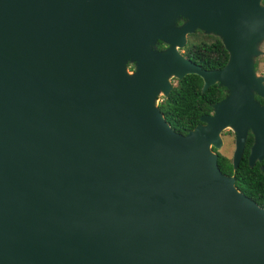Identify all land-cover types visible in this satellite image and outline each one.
Here are the masks:
<instances>
[{
	"label": "water",
	"instance_id": "obj_1",
	"mask_svg": "<svg viewBox=\"0 0 264 264\" xmlns=\"http://www.w3.org/2000/svg\"><path fill=\"white\" fill-rule=\"evenodd\" d=\"M195 30L222 67L182 54ZM263 41L262 0H0V264H264L215 151L264 157ZM186 74L224 95L182 134L158 104Z\"/></svg>",
	"mask_w": 264,
	"mask_h": 264
},
{
	"label": "trees",
	"instance_id": "obj_2",
	"mask_svg": "<svg viewBox=\"0 0 264 264\" xmlns=\"http://www.w3.org/2000/svg\"><path fill=\"white\" fill-rule=\"evenodd\" d=\"M264 2V0H262ZM158 47H162L159 42ZM181 51L184 56L201 65L205 69L222 67L227 59V51L220 39L200 30L188 34L186 44ZM174 84L169 93L159 101V109L166 121L179 133H186L198 122L203 114L210 113L212 104L223 97L224 88L214 83L204 91L202 80L196 74H186L181 79H173ZM256 99H262L255 96ZM252 135H247L242 156L233 170L231 159L217 152V165L221 172L233 174L235 185L259 206L264 207V157L250 166L247 161Z\"/></svg>",
	"mask_w": 264,
	"mask_h": 264
},
{
	"label": "rangeland",
	"instance_id": "obj_3",
	"mask_svg": "<svg viewBox=\"0 0 264 264\" xmlns=\"http://www.w3.org/2000/svg\"><path fill=\"white\" fill-rule=\"evenodd\" d=\"M260 47L262 50H264V41L261 43ZM254 67L258 74L264 75V54H258L254 58ZM174 82V80H173ZM162 97L159 99L161 100ZM222 137V143L218 149H216L218 152L226 155L231 159V153L233 150V133L230 130H224L221 134Z\"/></svg>",
	"mask_w": 264,
	"mask_h": 264
},
{
	"label": "flooded vegetation",
	"instance_id": "obj_4",
	"mask_svg": "<svg viewBox=\"0 0 264 264\" xmlns=\"http://www.w3.org/2000/svg\"><path fill=\"white\" fill-rule=\"evenodd\" d=\"M180 22H181V20H178V21H177V23H180ZM195 31H196V30H195ZM195 31H194V32H195ZM187 36H188V35H187ZM158 44H159V42L156 43V47L159 48V49H162V48H164V47L166 46L164 43H162V47H158ZM180 51H181V49H180ZM181 52H182V51H181ZM182 54H183V53H182ZM255 96H257V95H255ZM256 100H257L258 102H260L261 104L264 103V99H260V100H259V99H256ZM249 133H250V132H248V134H249ZM248 134H247V135H248ZM250 134H251V133H250ZM251 135H252V134H251ZM246 138H247V137H246Z\"/></svg>",
	"mask_w": 264,
	"mask_h": 264
}]
</instances>
